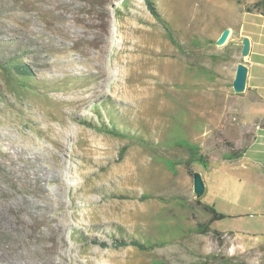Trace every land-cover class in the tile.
<instances>
[{
    "label": "rangeland",
    "instance_id": "374dc122",
    "mask_svg": "<svg viewBox=\"0 0 264 264\" xmlns=\"http://www.w3.org/2000/svg\"><path fill=\"white\" fill-rule=\"evenodd\" d=\"M151 2L185 53L145 0H0V56L32 71L0 66V264H264V196L230 160L261 0ZM206 206L220 236L196 231ZM132 239L164 245H117Z\"/></svg>",
    "mask_w": 264,
    "mask_h": 264
},
{
    "label": "crops",
    "instance_id": "0c3cea01",
    "mask_svg": "<svg viewBox=\"0 0 264 264\" xmlns=\"http://www.w3.org/2000/svg\"><path fill=\"white\" fill-rule=\"evenodd\" d=\"M240 37L241 41L248 38L251 47L245 61L240 63L248 68L246 89L240 93L242 100H238H244L245 104L230 110L238 120L236 140L245 145L235 169L242 170L248 179L246 184L264 196V14L243 25Z\"/></svg>",
    "mask_w": 264,
    "mask_h": 264
},
{
    "label": "trees",
    "instance_id": "16d2710c",
    "mask_svg": "<svg viewBox=\"0 0 264 264\" xmlns=\"http://www.w3.org/2000/svg\"><path fill=\"white\" fill-rule=\"evenodd\" d=\"M147 2V4L149 5L151 11L156 15V17L158 18V20L162 23V25L164 26L166 33H167V37L169 38V40L172 42V44H174L175 46H177L179 49H182V51L185 53L186 50L183 48V46L176 40V38L174 37V33L173 30L171 29L169 23L162 17V15L160 14V12H158L156 6L154 3H150V0H145ZM261 6L263 7L262 12L264 14V0H261ZM191 45L195 46V47H201V40L199 38H193L191 41ZM26 51H21L19 50V52H16V55L14 56H10V57H3L0 56V66L3 69L4 73L6 74V77L8 79H17L19 81V78L22 79H28L32 76V71L29 67H27L23 61L21 60V56L23 53H25ZM15 77V78H14ZM111 133L115 134V135H120L117 132H115L114 130H111ZM129 137L131 138H135L136 136H132L131 134H129ZM133 138V139H134ZM183 148L188 149L190 151V158L187 161L186 164H188V166L190 164L193 163H201L204 164L205 160H204V156L200 153V148L199 146H196L194 144H190V143H184L182 145ZM244 152H237V153H233L230 160L234 161V160H238L243 156ZM153 196L151 195H143L141 197L142 201H145L147 199L152 198ZM206 210H208V212L211 214V218L207 223L204 224H199L196 228V231L198 233H202V234H209V233H213L216 236H220L221 233L217 230H214L212 228V225L214 222L216 221H220L223 220L225 218V216L219 212H217L214 207L212 206H206ZM165 243V242H164ZM117 245L119 246H128V245H133L137 248H139L140 250L143 251H147V250H152L157 246H161L164 244H157V243H153V242H147V243H143L139 240H135L132 239L130 242L127 241H121V242H117Z\"/></svg>",
    "mask_w": 264,
    "mask_h": 264
},
{
    "label": "water",
    "instance_id": "95a60500",
    "mask_svg": "<svg viewBox=\"0 0 264 264\" xmlns=\"http://www.w3.org/2000/svg\"><path fill=\"white\" fill-rule=\"evenodd\" d=\"M231 35V29H226L221 34L217 41L218 46L226 45L228 39V35ZM250 40L248 38L243 39V49H242V56L247 57L250 52ZM248 78V68L245 64H239L236 70V75L233 81V90L235 93L240 94L243 93L246 89V83ZM194 192L198 198H201L206 190L205 182L201 173L197 172L194 174Z\"/></svg>",
    "mask_w": 264,
    "mask_h": 264
},
{
    "label": "bare ground",
    "instance_id": "6f19581e",
    "mask_svg": "<svg viewBox=\"0 0 264 264\" xmlns=\"http://www.w3.org/2000/svg\"><path fill=\"white\" fill-rule=\"evenodd\" d=\"M229 36H230V33H229V35H228V37H227V39L229 38ZM168 68V67H167ZM145 90V89H144ZM116 95V94H115ZM122 95V94H121ZM125 95V94H124ZM128 96V95H127ZM116 98V97H115ZM93 152V151H92ZM59 155V154H58Z\"/></svg>",
    "mask_w": 264,
    "mask_h": 264
}]
</instances>
